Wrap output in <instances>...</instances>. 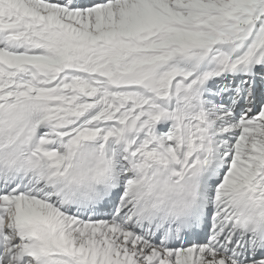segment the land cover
<instances>
[{
    "label": "snow or ice",
    "instance_id": "1",
    "mask_svg": "<svg viewBox=\"0 0 264 264\" xmlns=\"http://www.w3.org/2000/svg\"><path fill=\"white\" fill-rule=\"evenodd\" d=\"M0 264H264V0H0Z\"/></svg>",
    "mask_w": 264,
    "mask_h": 264
}]
</instances>
